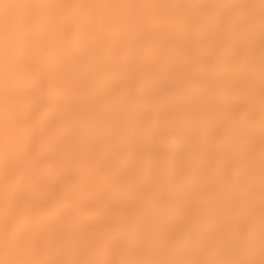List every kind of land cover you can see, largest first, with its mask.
I'll list each match as a JSON object with an SVG mask.
<instances>
[{
    "label": "bare ground",
    "instance_id": "bare-ground-1",
    "mask_svg": "<svg viewBox=\"0 0 264 264\" xmlns=\"http://www.w3.org/2000/svg\"><path fill=\"white\" fill-rule=\"evenodd\" d=\"M0 264H264V0H0Z\"/></svg>",
    "mask_w": 264,
    "mask_h": 264
},
{
    "label": "rangeland",
    "instance_id": "rangeland-1",
    "mask_svg": "<svg viewBox=\"0 0 264 264\" xmlns=\"http://www.w3.org/2000/svg\"><path fill=\"white\" fill-rule=\"evenodd\" d=\"M225 1L230 2V1H232V0H225Z\"/></svg>",
    "mask_w": 264,
    "mask_h": 264
}]
</instances>
